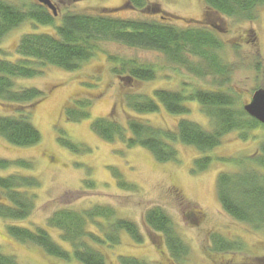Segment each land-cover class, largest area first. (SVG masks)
Masks as SVG:
<instances>
[{"label":"rangeland","instance_id":"374dc122","mask_svg":"<svg viewBox=\"0 0 264 264\" xmlns=\"http://www.w3.org/2000/svg\"><path fill=\"white\" fill-rule=\"evenodd\" d=\"M125 1L52 0L57 11L55 23L66 12L95 13L104 7H120ZM148 1L158 3L169 14L182 18L178 22L181 27L191 24L189 20L198 21L203 17L202 0ZM117 15L144 18L137 9H120ZM255 15L253 20L241 21L213 15L217 18L214 22L225 28L213 33H217L225 44L220 56L229 67L230 85L240 93L238 104L241 106L248 102L256 88L263 85L256 64L264 60V4L256 8ZM52 29L51 26L25 21L1 40L0 55L9 52L14 57L13 50L22 35L52 32ZM234 45L237 49L233 48ZM102 49L76 71L46 65L34 78H18L22 87L41 88L45 93L44 99L32 111V123L41 139L34 146L18 147L0 137L1 158L26 159L33 164L31 169H0V176L12 172L37 176L40 185L26 190L35 194L34 208L27 218L16 221L0 218V252L14 256L18 264H80L72 256L68 261L61 260L44 254L37 246L20 243L7 234L6 227L8 224L46 227V218L59 208L84 210L99 205L112 208L115 217L134 222L143 237L141 243H136L122 231L118 234V243L96 246L104 254L105 264H120L122 256L135 257L150 264H264V225L256 229L250 223L233 219L220 206L216 193V178L220 172L232 173L248 166L264 173L263 168H257L252 162L261 154L264 128L250 130L246 138L241 137L239 131H231L220 145L206 152L175 141L172 145L177 151V159L168 162H157L147 149L129 148L119 139L106 142L92 129L91 122L111 114L118 123L125 124L128 111L132 112L124 103L119 79L111 71L109 54L158 66L153 80L134 84V91L146 95L158 88L184 89L187 93L194 88L213 87L215 80L211 74L196 76L168 62L159 52L114 41L103 43ZM80 100L92 103L89 117L81 121L66 120L63 110L71 103L76 104L71 107L76 109ZM186 105L189 112L185 115L169 114L161 106L156 113L140 116L169 130H175L180 118L194 121L205 129L212 128L197 102L187 101ZM60 135L77 144L78 150L70 151L60 145L57 141ZM202 156H209L211 160L205 170L197 172L194 160ZM235 160L240 162L236 164ZM122 180L133 187L121 186L119 182ZM154 206L167 213L176 234L187 246V254L178 261L170 256L162 235L151 232L143 222L144 212ZM89 227L97 232L94 226ZM48 231L54 241L72 253L70 244L58 237V231ZM217 236L233 241L237 248L225 253L213 252V239Z\"/></svg>","mask_w":264,"mask_h":264},{"label":"trees","instance_id":"16d2710c","mask_svg":"<svg viewBox=\"0 0 264 264\" xmlns=\"http://www.w3.org/2000/svg\"><path fill=\"white\" fill-rule=\"evenodd\" d=\"M18 1L0 0V42L11 30L28 20L53 29L52 32L26 33L19 38L13 50L14 57L9 52L0 55V137L7 143L31 147L41 139L40 132L32 123V111L44 99L45 93L41 88L22 87L18 78H34L46 65L68 72L76 71L97 52L103 51V43L110 41L159 52L168 62L196 76L211 74L215 85L194 88L187 93L184 89L158 88L151 95L142 94L133 90L134 84L153 80L158 66L109 54L111 71L119 79L124 103L132 112L128 111L125 124L118 123L111 114L91 122L92 129L104 141L119 139L129 148L147 149L157 162H168L177 159V151L172 145L175 141L206 152L220 145L231 131H239L240 136L246 138L250 130L264 128V124L250 117L243 110V105L238 104L240 93L230 85L229 67L220 56L225 44L217 33H213L225 29L214 22L217 18L255 19L256 8L263 5L264 0H202V19L189 20L191 24L185 27L178 25L182 18L169 14L158 3L148 0H126L120 7H104L95 13L66 12L58 23H55L53 12L36 0ZM120 9L140 10L144 18L118 17ZM233 48L237 49V46ZM199 63L203 65L199 66ZM256 71L261 75L264 86V60L257 61ZM187 101L199 104L211 129L180 118L175 130H169L157 127L140 116L156 113L161 106L169 114L185 115L189 112ZM74 105L71 103L63 110L66 120L81 121L89 117L92 105L89 100L78 101L77 110L71 108ZM57 141L70 151L78 150L77 144L62 135L57 137ZM260 150L261 154L252 162L257 168L264 169L263 143ZM210 160L209 156L195 159V171L205 170ZM32 167V162L26 159L0 157V169ZM119 184L133 187L124 180ZM39 185L37 176L18 172L0 176V218L13 221L27 218L34 208L35 194L26 190L36 189ZM216 193L220 206L233 219L250 223L256 229L264 225V173L260 170L242 166L232 173L220 172L216 178ZM143 222L151 232L162 235L164 245L175 261L187 254V246L161 207L147 209ZM45 226L28 228L8 224L6 232L20 243L39 247L48 256L66 261L72 256L80 264H105L104 254L96 246L118 243L119 232L127 233L136 243L143 239L134 222L115 217L112 208L99 205L84 210L59 208L46 218ZM89 226H94L97 232ZM48 229L58 231V237L70 244L72 253L54 241ZM237 246L233 241L217 236L213 239L212 251L225 253L234 251ZM119 261L120 264H150L131 256H122ZM0 264L18 263L14 256L0 252Z\"/></svg>","mask_w":264,"mask_h":264},{"label":"water","instance_id":"95a60500","mask_svg":"<svg viewBox=\"0 0 264 264\" xmlns=\"http://www.w3.org/2000/svg\"><path fill=\"white\" fill-rule=\"evenodd\" d=\"M38 3L49 8L54 15L57 14L55 4L52 0H36ZM243 110L252 118L264 124V87L255 89L250 100L243 104Z\"/></svg>","mask_w":264,"mask_h":264},{"label":"flooded vegetation","instance_id":"af4514ba","mask_svg":"<svg viewBox=\"0 0 264 264\" xmlns=\"http://www.w3.org/2000/svg\"><path fill=\"white\" fill-rule=\"evenodd\" d=\"M187 216H189V215H187Z\"/></svg>","mask_w":264,"mask_h":264}]
</instances>
